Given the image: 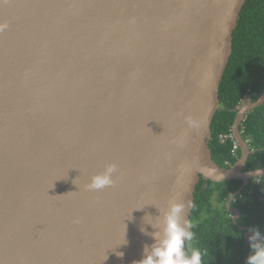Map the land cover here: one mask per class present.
<instances>
[{
	"label": "water",
	"instance_id": "water-1",
	"mask_svg": "<svg viewBox=\"0 0 264 264\" xmlns=\"http://www.w3.org/2000/svg\"><path fill=\"white\" fill-rule=\"evenodd\" d=\"M245 3L0 0V264H135L154 243L145 215L191 201L192 224L202 177L243 182L227 208L250 244L230 205L264 176L244 170L240 130L264 89L237 111L238 161L209 146ZM110 163L115 186L88 191Z\"/></svg>",
	"mask_w": 264,
	"mask_h": 264
},
{
	"label": "trees",
	"instance_id": "trees-1",
	"mask_svg": "<svg viewBox=\"0 0 264 264\" xmlns=\"http://www.w3.org/2000/svg\"><path fill=\"white\" fill-rule=\"evenodd\" d=\"M264 89V0H246L233 33V52L219 88L220 108L211 126L209 146L213 160L221 167L234 165L241 157L240 148L234 151V141L228 137L241 102L248 95L256 101ZM252 153L245 171L264 167V103L249 112L240 128ZM236 191L242 181L209 182L202 177L195 191V206L191 216L194 238L193 248L202 252V264H246L251 254L243 231L228 218L226 202L229 191ZM218 191L214 208L211 198ZM241 211V225L252 231L259 228L264 234V176L253 179L237 199Z\"/></svg>",
	"mask_w": 264,
	"mask_h": 264
},
{
	"label": "clouds",
	"instance_id": "clouds-1",
	"mask_svg": "<svg viewBox=\"0 0 264 264\" xmlns=\"http://www.w3.org/2000/svg\"><path fill=\"white\" fill-rule=\"evenodd\" d=\"M8 28L7 23H0V32ZM190 127L198 126V121L186 117ZM248 142V141H247ZM118 167L114 163L107 164L103 171L91 177L85 186L88 191H101L107 187L115 186ZM143 207L133 208L143 209ZM191 207V201L185 203L171 202L166 210L153 218L150 214L145 215L144 222L154 229L151 233L146 228L141 232L150 235L154 241L151 245H145L143 259L135 264H202V252L191 246L194 234L191 231L192 224L184 215L186 208ZM131 215V214H130ZM126 225L122 241L119 244H127L125 239ZM251 254L247 257L246 264H264V234L259 228L253 229L249 237ZM117 255L123 256V253Z\"/></svg>",
	"mask_w": 264,
	"mask_h": 264
},
{
	"label": "flooded vegetation",
	"instance_id": "flooded-vegetation-1",
	"mask_svg": "<svg viewBox=\"0 0 264 264\" xmlns=\"http://www.w3.org/2000/svg\"><path fill=\"white\" fill-rule=\"evenodd\" d=\"M262 94V93H261ZM260 94V95H261ZM260 97V96H259ZM258 97V98H259ZM245 98H251L252 99V95H248V96H246ZM244 98V99H245ZM239 149V148H238ZM209 184V183H208ZM224 188L225 189H227L228 191H229V199L231 198V195L232 194H234L235 192H237L240 188H238L236 191H231L230 190V187L228 186V185H226V186H224ZM245 189V188H244ZM243 189V190H244ZM243 192V191H242ZM242 192L239 194V195H237V196H235V198H233V201L231 202V208H234V209H238L239 211H240V209H239V207L237 206V199L238 198H241V196H242ZM219 198V194H218V191H215L214 193H213V196H212V198H211V201H212V205L214 206V208L216 209V208H220L221 207V205H219V203H218V199ZM228 199V200H229ZM228 200H227V202H228ZM227 202L225 203L226 204V208H227ZM227 210H228V208H227ZM228 212H229V214H228V218L229 219H232V221L234 222V220H233V218H234V216H235V214L234 213H232V212H230L229 210H228ZM241 211H240V216H239V218H238V223H239V225H241ZM235 224V223H234ZM241 226H243V225H241ZM243 227H249V226H243ZM250 228V227H249ZM241 230V229H240ZM243 231V236H244V238H245V232L246 231H244V230H242ZM252 234H253V231H252ZM251 234V235H252ZM250 235V236H251ZM245 240H246V238H245ZM246 242H247V240H246ZM248 243V242H247ZM249 244V243H248ZM250 245V244H249Z\"/></svg>",
	"mask_w": 264,
	"mask_h": 264
},
{
	"label": "built area",
	"instance_id": "built-area-1",
	"mask_svg": "<svg viewBox=\"0 0 264 264\" xmlns=\"http://www.w3.org/2000/svg\"><path fill=\"white\" fill-rule=\"evenodd\" d=\"M227 138H230V139H232L234 141V151H237L238 148H239V145H238L237 141L235 140L234 134L232 133L230 136H228L226 138L221 136L222 141H226Z\"/></svg>",
	"mask_w": 264,
	"mask_h": 264
}]
</instances>
